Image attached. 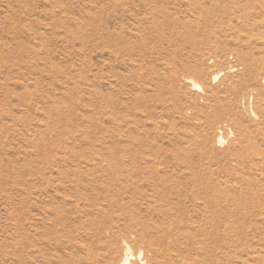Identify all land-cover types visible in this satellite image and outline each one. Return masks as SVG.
Masks as SVG:
<instances>
[{"label": "rangeland", "instance_id": "obj_1", "mask_svg": "<svg viewBox=\"0 0 264 264\" xmlns=\"http://www.w3.org/2000/svg\"><path fill=\"white\" fill-rule=\"evenodd\" d=\"M263 62L264 0H0V264H149L173 225L177 263L264 264Z\"/></svg>", "mask_w": 264, "mask_h": 264}, {"label": "bare ground", "instance_id": "obj_2", "mask_svg": "<svg viewBox=\"0 0 264 264\" xmlns=\"http://www.w3.org/2000/svg\"><path fill=\"white\" fill-rule=\"evenodd\" d=\"M190 36H192V35H190ZM264 63V62H263ZM218 77V75H216L214 78L216 79ZM188 81L191 83V85L193 86V88H199L198 90H201L200 88H203L202 86H201V84L199 83V82H197L195 79H193V78H189L188 79ZM250 81V80H249ZM203 90V89H202ZM254 115H256L255 114V112H254ZM221 128H224V126L223 127H221ZM225 129V128H224ZM230 129V128H229ZM225 131H226V129H225ZM223 133H225L224 131H223ZM219 135V134H218ZM233 135V134H232ZM224 136V135H223ZM217 140H218V143L222 146L223 144H225V142L227 141L226 140V138H224V137H222V136H220L219 135V137L217 138ZM112 164V163H111ZM88 165V164H87ZM101 165V164H100ZM135 165V164H134ZM92 166V165H91ZM108 166V165H107ZM112 166H114V165H112ZM129 166H130V164H129ZM95 167V166H94ZM99 167V166H98ZM115 167H116V165H115ZM115 167H113V169L115 168ZM121 167V166H120ZM138 167V166H137ZM91 168V171H93V169H92V167H90ZM96 168H97V166L94 168V170H96ZM108 168H112V167H108ZM127 167H125V169H126ZM130 168H132L131 166H130ZM99 169H102V168H99ZM129 170H132V169H129ZM128 170V172H127V174L125 173L124 174V176L125 175H128V177H127V179H129L130 177L131 178H137L138 177V175L137 174H134V172L133 171H129ZM137 170V169H136ZM97 171H98V169H97ZM99 171H101V170H99ZM103 172L105 171V173L104 174H106V176L105 177H107L108 175H107V173H106V169H104V170H102ZM108 171V170H107ZM111 172V171H110ZM113 173H115L114 172V170L112 171ZM117 172V171H116ZM119 172V171H118ZM117 172V173H118ZM131 172V173H130ZM92 173V172H91ZM93 173H94V171H93ZM93 173H92V176H94L93 175ZM123 173V172H122ZM95 174H97L98 175V173H95ZM108 174H109V171H108ZM112 174V173H111ZM111 174H110V176H111ZM119 174V176H122V175H120V173H118ZM114 175V174H113ZM116 175V174H115ZM75 176H76V174H75ZM98 176H101L100 174L98 175ZM97 176V177H98ZM110 176H108V177H110ZM130 176V177H129ZM78 178H79V176H77ZM112 177V179H114L113 177H115V176H111ZM118 177V176H117ZM94 178H96V177H94ZM116 178V177H115ZM126 178V177H125ZM99 179V178H98ZM110 179V178H109ZM108 179V180H109ZM99 181H101V179L99 180ZM107 181V180H106ZM115 181V180H114ZM110 182V181H109ZM108 183V182H107ZM114 183V182H113ZM112 184V183H111ZM110 185V184H109ZM108 185V186H109ZM164 190V189H163ZM163 190H162V193H163ZM161 193V194H162ZM164 193H165V191H164ZM167 194V193H166ZM85 195H87V194H85ZM165 195V194H164ZM169 195H170V193H169ZM89 196V195H88ZM167 196V195H166ZM175 196H177L176 194H175ZM196 196V195H195ZM82 197V196H81ZM106 196H104V198H105ZM171 197H172V194H171ZM82 198H84V197H82ZM98 198H100V197H98ZM97 198V200H99ZM104 198H102V200H104V201H106ZM107 198H108V196H107ZM164 198V197H163ZM163 198H162V200H163ZM169 198H170V196H169ZM195 198H197V197H195ZM85 199V198H84ZM88 199V197L86 198V200ZM165 199V198H164ZM166 199H168V196H167V198ZM89 200H90V196H89ZM92 200H93V197H92ZM97 200H96V202H97ZM113 200V199H112ZM72 201V200H71ZM82 201V200H81ZM85 201V200H84ZM84 201H82L83 202V204H85L86 202H84ZM111 201V199H109V202ZM168 201H169V199H168ZM167 201V202H168ZM73 202V201H72ZM90 202H92V201H90ZM90 202H87L88 204L90 203ZM102 202V201H101ZM164 203L165 205L166 204H168V203ZM79 203V201L78 202H75V204H78ZM86 203V205H85V207L84 206H82V207H84V208H86L87 207V204ZM95 203V202H94ZM98 203H100V202H98ZM154 203V202H153ZM170 203V202H169ZM80 206V205H79ZM88 206H90V205H88ZM260 207V206H259ZM258 207V208H259ZM57 217V216H56ZM57 218H59V220H60V217H57ZM85 218V217H84ZM176 217H174V222L173 223H176L175 221L177 220V219H179V218H177L176 220ZM181 219H183L182 217H181ZM55 221L57 222V219H55ZM179 221V220H178ZM182 222H183V220H181ZM60 222V221H59ZM93 222H94V220H93ZM61 223V222H60ZM181 222L179 221V223L178 224H180ZM93 224V223H92ZM99 224V223H98ZM96 225V224H95ZM100 225V224H99ZM169 225V224H168ZM177 225V224H176ZM93 226V225H92ZM154 226V225H153ZM174 226V228H176V229H174V230H172V231H170V232H168V233H163V234H160L158 237H157V239H158V241H160L159 243H162V244H165L164 246V248H162L160 251H159V257H158V259L155 261V262H150L149 264H180V263H177L176 262V259L178 258V257H180V258H182V251L179 249L178 250V248L176 247V245L177 244H179V243H181V239H184V238H186L185 237V231H184V229H183V227H180L179 225L178 226H175V225H173ZM96 227V226H95ZM156 227V226H155ZM211 227V226H210ZM96 229H97V227H96ZM100 229H102V227L100 228ZM99 229V230H100ZM180 230H183L184 232H181ZM102 231V230H101ZM167 231H168V229H167ZM68 234V233H67ZM70 234V233H69ZM95 235L97 236L98 234L97 233H95ZM72 236V235H71ZM87 247V246H86ZM162 247H163V245H162ZM100 249L98 248L97 249V251L95 252V251H93V252H91L90 250V253L92 254V259H91V261H93V262H91V263H95V261H96V259H97V252L99 251ZM89 251H88V253H89ZM174 251H175V253H174ZM90 253H89V256H90ZM183 253H185V252H183ZM87 254V253H86ZM144 254V252L142 251V249L140 250H138V252L137 253H135L134 251H133V249H132V247L129 245V244H127L126 243V245H125V249H124V254H123V256H122V259H121V264H133L132 262H131V260L132 259H142V257L144 256L143 255ZM184 255V254H183ZM187 255V254H186ZM196 257V256H195ZM180 258H179V261H180ZM90 259V258H89ZM190 259V258H189ZM88 261H90V260H88ZM145 261V260H144ZM194 264H197V262H195Z\"/></svg>", "mask_w": 264, "mask_h": 264}]
</instances>
